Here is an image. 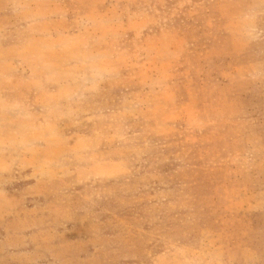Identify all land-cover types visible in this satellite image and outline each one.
Wrapping results in <instances>:
<instances>
[{
	"label": "rangeland",
	"instance_id": "1",
	"mask_svg": "<svg viewBox=\"0 0 264 264\" xmlns=\"http://www.w3.org/2000/svg\"><path fill=\"white\" fill-rule=\"evenodd\" d=\"M0 264H264V0H0Z\"/></svg>",
	"mask_w": 264,
	"mask_h": 264
}]
</instances>
